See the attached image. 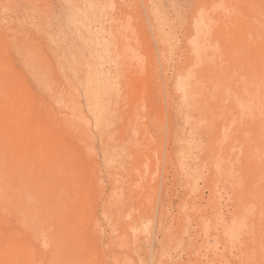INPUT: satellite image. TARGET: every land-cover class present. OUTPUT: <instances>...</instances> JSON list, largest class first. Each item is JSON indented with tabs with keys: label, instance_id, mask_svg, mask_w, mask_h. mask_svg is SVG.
<instances>
[{
	"label": "rangeland",
	"instance_id": "1",
	"mask_svg": "<svg viewBox=\"0 0 264 264\" xmlns=\"http://www.w3.org/2000/svg\"><path fill=\"white\" fill-rule=\"evenodd\" d=\"M263 9L0 0L2 264H264ZM37 141L51 174L20 158Z\"/></svg>",
	"mask_w": 264,
	"mask_h": 264
},
{
	"label": "bare ground",
	"instance_id": "2",
	"mask_svg": "<svg viewBox=\"0 0 264 264\" xmlns=\"http://www.w3.org/2000/svg\"><path fill=\"white\" fill-rule=\"evenodd\" d=\"M197 3V2H196ZM229 8V7H228ZM264 10V9H263ZM215 12V11H214ZM232 13V12H231ZM239 24V23H238ZM214 27V22H213V17L211 15H209L207 13V11L205 10H200L196 19H195V34L193 35V38H192V42H193V45H194V48L196 51H198L199 55L198 57H200L202 55L203 52H206L208 50V48H212V49H215V45L212 43V28ZM193 34V33H192ZM243 35V34H242ZM128 45V44H127ZM134 48V47H133ZM257 49V48H256ZM191 65V64H190ZM169 85V84H168ZM30 88V87H29ZM182 88H185L183 85H182ZM28 98V97H27ZM5 102L3 100H0V104H4ZM5 129V128H4ZM25 129V127H23V130ZM28 129H26L27 131ZM6 131V129H5ZM25 131V132H26ZM53 131V130H52ZM8 134H10L9 132L10 131H7ZM12 132V131H11ZM21 132V131H20ZM17 133V135H13L14 133L12 132L11 133V136L10 138H7L9 140L11 139H16L17 143L16 142H13V145L11 146H14V144L18 145L19 142H22V138H21V134ZM25 132H22V133H25ZM38 131H30L28 130L27 133H37ZM1 133V132H0ZM6 134V133H5ZM50 134V133H49ZM1 135V134H0ZM3 135V134H2ZM29 135V134H28ZM36 135V134H35ZM8 136V135H7ZM13 136V137H12ZM23 136V135H22ZM12 137V138H11ZM15 137V138H14ZM1 141V139H0ZM70 141V140H69ZM11 143V142H10ZM39 141H37L36 143L34 142L33 145L35 144L36 145V148L35 150L33 149H30V151L28 152L29 154H25L27 153L26 151L23 153V148H27V151L28 149L31 147H29V139L28 140H25L24 142H22V144H24V146L22 145V150L21 148L19 150H21V152L19 150H17V152L19 151L21 154H20V158L21 157H26L25 159V163L26 165H30L32 162L34 161H37L39 162V166L40 168H42V172L45 173V171L48 173V174H51L54 166L52 165L51 162H48V159L50 157L49 155V152L45 149L41 150L43 153L42 155H39V153H37L36 151L38 149H40L39 145H38ZM21 144V143H20ZM9 145V143L7 144ZM10 146V145H9ZM18 147V146H17ZM16 146L14 147H10L8 148V151L9 154H10V157L14 154V149L17 148ZM19 148V147H18ZM32 148V147H31ZM37 149V150H36ZM33 150V151H31ZM234 150V149H233ZM16 151V150H15ZM16 152V153H17ZM54 152V151H53ZM167 153V152H166ZM54 154V153H53ZM9 156V155H8ZM21 160V159H20ZM19 160V161H20ZM16 161V160H15ZM23 162V161H22ZM23 162V163H24ZM147 163V162H146ZM25 165V164H24ZM84 165V164H83ZM86 165V164H85ZM16 167V166H15ZM16 169H18L17 167L15 168V171ZM153 169V168H152ZM14 170V168H13ZM38 170V169H37ZM41 170V169H39ZM150 172V170H149ZM41 173V172H40ZM144 175V174H143ZM45 176V175H43ZM154 176V175H153ZM40 177V176H39ZM83 179V178H82ZM149 181V180H148ZM141 182V181H140ZM139 182V183H140ZM89 197V196H88ZM94 199V198H93ZM72 200V199H71ZM88 217V216H87ZM238 216H234L231 218L230 222H228L226 220V217L221 213V215L219 216V222L223 225L224 229H225V234L226 236L232 241V242H240V231L243 229L244 225L246 224V216L245 215H241L239 216V218H237ZM44 221V220H43ZM43 232V231H42ZM5 236L3 234V232L1 231V228H0V246H1V243L2 242V239H4ZM85 240V239H84ZM247 243V242H246ZM243 245V244H242ZM125 246V245H124ZM218 248V247H217ZM247 248V247H246ZM9 249V248H8ZM8 249H6L5 252H8ZM219 249V248H218ZM240 254V253H239ZM4 255V254H3ZM244 259V258H243ZM10 261V258L8 257L7 255V260H6V264H8ZM0 264H2V255H1V252H0ZM10 264V263H9ZM220 264V263H219Z\"/></svg>",
	"mask_w": 264,
	"mask_h": 264
}]
</instances>
